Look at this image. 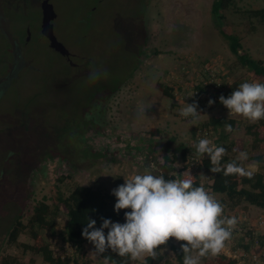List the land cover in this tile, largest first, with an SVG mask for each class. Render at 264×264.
<instances>
[{"label":"rangeland","instance_id":"374dc122","mask_svg":"<svg viewBox=\"0 0 264 264\" xmlns=\"http://www.w3.org/2000/svg\"><path fill=\"white\" fill-rule=\"evenodd\" d=\"M212 1L48 0L55 13L53 35L79 65L72 68L39 32L40 0H2L8 30L29 67L6 81L0 95V261L11 256L18 264H42L37 254L6 242L18 214L25 223L40 200L54 208L57 190L65 195L74 184L112 194L136 174H171L166 169L179 163L177 146L196 156L197 129L211 116L236 121L229 134L237 145L230 155L241 167L251 170V156L264 157V140L253 149L252 137L245 133V126L255 122L230 115L219 101L251 77L218 33ZM258 8H264V0H234L219 13L223 27L239 37L242 50L264 65V20L247 13ZM10 62V48L0 31V78ZM158 83L171 87L172 97L162 95ZM195 90L197 96H189ZM210 99L215 103L209 105ZM194 100L199 118L181 116L180 110ZM152 129L158 134L151 135ZM205 130L210 141L219 135ZM241 152L247 159L238 158ZM210 194L227 211L250 214L255 208L241 201L232 209L223 194ZM54 211L53 230L43 236L50 247L68 264H105L90 242L66 240L65 214L59 207ZM17 241L30 242L24 232ZM172 242L182 244L175 238ZM161 252L162 259L154 264H176L168 246ZM217 257L208 254L200 264H217Z\"/></svg>","mask_w":264,"mask_h":264},{"label":"clouds","instance_id":"9594fccd","mask_svg":"<svg viewBox=\"0 0 264 264\" xmlns=\"http://www.w3.org/2000/svg\"><path fill=\"white\" fill-rule=\"evenodd\" d=\"M219 101L230 115H240L251 122L264 120V83L245 81L227 98L221 95ZM213 103L215 101L211 99L208 101L209 105ZM180 115L198 119V103L194 100L186 104ZM225 127L231 131V125ZM195 147L199 155L208 154L210 157L211 172L222 171L225 177L253 178L254 169L246 170L234 161L221 169L220 161L227 152L225 147L215 146L207 138L199 139ZM238 158L247 159V153L241 152ZM160 163H165L162 157ZM112 194L117 198L114 205L117 213L124 209L130 211H125L124 223L101 217L99 228L95 227V219H88L82 235L95 245L97 256L110 249L120 257L148 264L146 258L158 259L160 253L157 250L175 238L184 242L180 245L183 264H200L202 257L221 253L237 223L235 217L227 218V227H224L225 221L221 219L223 205L203 186H197L192 178L166 179L163 174L146 171L125 178ZM104 229H108L107 235ZM194 251L196 255L192 254ZM105 264H108L107 258Z\"/></svg>","mask_w":264,"mask_h":264},{"label":"trees","instance_id":"16d2710c","mask_svg":"<svg viewBox=\"0 0 264 264\" xmlns=\"http://www.w3.org/2000/svg\"><path fill=\"white\" fill-rule=\"evenodd\" d=\"M234 0H213L211 3L210 13L215 19V25L218 33L226 41L229 52L235 57L236 62L248 70L250 74V82L264 83V65L261 60L252 58L247 52L242 50L239 37L227 31L222 24L223 15L219 13V10L228 8L233 4ZM247 13L251 17L264 20V8L249 9ZM157 87L161 91V94L166 97H172V88L157 84ZM201 86L197 87L201 91ZM197 96V91L194 92ZM199 98V97H198ZM226 125H231V131L226 130ZM203 130L210 129L218 132V137H214L211 141L215 146H223L227 149L225 156L220 161V167L223 169L228 163L235 162L240 166L237 159L230 155L233 148L231 141L224 143L222 140L227 139L230 132L236 129V121L234 119L226 118L224 116L209 117L206 122L202 124ZM245 133L251 138V148L263 142L264 138L259 137L260 131L264 134V120L255 122L252 125L245 126ZM255 128H258L257 131ZM219 131L221 133H219ZM151 135H157L158 130H149ZM200 138H203V134L200 133ZM198 141L194 139V145ZM232 147V148H231ZM176 150L180 157L179 163L172 162L166 169L171 174L167 175L164 172L163 175L166 179H184L192 178L197 186H203L209 193L223 194L228 202L230 208L236 207L241 201L247 202L255 207H264V157L258 154L251 156L256 161L257 169L254 172L253 178L241 177L238 175H232L225 177L223 172L213 173L211 172V161L208 154L199 155L196 151V147L193 150L196 152V156L192 155L190 149L184 145H178ZM174 156V155H173ZM193 164V165H192ZM206 175L202 178V175ZM204 179V180H202ZM60 180V178H58ZM56 202L54 208H60L65 214L64 234L67 241L79 242L88 241L83 235L82 231L87 226L88 219H95L96 225L102 224L103 218H109L113 222L124 223L125 211L130 209L120 210L117 213L112 207L111 202L116 198L113 194L104 193L100 190L94 189L89 186L74 184L67 194L63 195L57 190L55 196ZM222 201V199L220 200ZM54 208H51L48 203L43 200L38 201L32 207V212L27 218L26 222L21 221V216L18 214L13 221L12 226L7 232L6 242L8 244H15L23 251H28L37 254L41 258L42 264H68L67 259L60 254H57L50 244L43 237L44 232H52L53 230V215L55 214ZM92 229H89L91 231ZM26 233L30 242H18L17 238L20 233ZM245 234L251 238L250 232ZM106 235V233H105ZM181 243H184L181 241ZM240 243V242H239ZM95 252V245L90 242ZM167 246L173 251L176 264H183L184 254L180 246L175 245L172 242V238L169 240ZM162 246L157 251L160 253V257L156 260L146 258L148 264H154L162 259ZM98 257L105 259L110 264H133L129 257H120L116 253H113L110 249ZM224 259L226 262H224ZM217 264H235V260L224 257L219 254L215 260ZM0 264H18L14 257L7 256L0 261ZM202 264H210L203 262Z\"/></svg>","mask_w":264,"mask_h":264},{"label":"built area","instance_id":"2783aa9c","mask_svg":"<svg viewBox=\"0 0 264 264\" xmlns=\"http://www.w3.org/2000/svg\"><path fill=\"white\" fill-rule=\"evenodd\" d=\"M210 76L212 77V75ZM212 79L210 78L209 81ZM197 133V141L202 139L199 137L200 133L203 134V138H207V130L204 131L202 128H198ZM235 210L227 211L224 208L221 216V219L225 221L224 227H227V218L235 217L237 223L232 229L231 238L225 242V246L220 254L226 258L235 260V264H264V216L260 214L252 216L246 212ZM242 224L244 227L241 230L244 233L254 230L253 228H255L256 233H253L251 238L243 234L241 243H237L238 231Z\"/></svg>","mask_w":264,"mask_h":264},{"label":"water","instance_id":"95a60500","mask_svg":"<svg viewBox=\"0 0 264 264\" xmlns=\"http://www.w3.org/2000/svg\"><path fill=\"white\" fill-rule=\"evenodd\" d=\"M1 2L2 0H0V30L4 35L5 39L7 40L11 54V65L9 67L10 69L6 72V74L3 77L0 78V81H4L6 79H9L10 75H12L14 71L15 60L19 58L21 52L18 43L12 37V35L8 30V21L4 18ZM39 9H40V23H39L40 34L47 40V45L49 48L57 52L59 55L68 57L69 53L66 50V48L53 35L51 21L54 19L55 13L52 9L51 4L48 2V0H40Z\"/></svg>","mask_w":264,"mask_h":264},{"label":"flooded vegetation","instance_id":"af4514ba","mask_svg":"<svg viewBox=\"0 0 264 264\" xmlns=\"http://www.w3.org/2000/svg\"><path fill=\"white\" fill-rule=\"evenodd\" d=\"M39 3H40V2H39ZM2 11H3V10H2ZM3 15H4V13H3ZM4 18L8 21V19L6 18L5 15H4ZM8 25H9V21H8ZM25 30H26V32H25L24 41H27V40H28V37H29V31H28V29H27L26 27H25ZM0 31H1V30H0ZM26 36H27V38H26ZM61 56H62V55H61ZM62 57L66 59L68 65H69L70 67H72V68H76V67L79 66L77 62H72V61H71V54H69L68 57H66V56H62ZM10 65H11V62H10ZM28 67H29V65H27V63H26V65H25L24 58L22 57V55H20L19 58L15 60L14 71H13L12 75H10L9 79L12 78L13 76H15V74L17 73V71H18L19 69L22 70V68H28ZM34 70H35V69H34ZM6 72H7V71H6ZM6 72L2 75V77L6 74ZM9 79H6V80H4V81H0V95H1V94L3 93V91L5 90V88H4V83H5L6 81H8Z\"/></svg>","mask_w":264,"mask_h":264},{"label":"crops","instance_id":"0c3cea01","mask_svg":"<svg viewBox=\"0 0 264 264\" xmlns=\"http://www.w3.org/2000/svg\"><path fill=\"white\" fill-rule=\"evenodd\" d=\"M247 126V125H246ZM230 135L231 134H228V136H227V140L228 141H231V140H233L234 142V144H233V148H235V146L237 145V143H236V141H237V139L236 138H232V137H230ZM259 137H261L260 136V134L258 135ZM251 160V164L249 165L250 167H251V170H256L257 169V165H256V161L255 160H253V159H250ZM252 207H255V206H253V205H251ZM249 212H250V215H252V216H255V215H263L264 216V207H255V208H251L250 210H249ZM254 230H249V232H250V234L251 235H253V233H256V230H255V228H253ZM239 235L237 236V240H239L240 242L242 241V236H243V234H245L244 232H243V230H240V233H238Z\"/></svg>","mask_w":264,"mask_h":264}]
</instances>
